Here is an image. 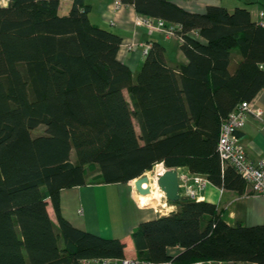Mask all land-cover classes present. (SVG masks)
Listing matches in <instances>:
<instances>
[{
    "label": "trees",
    "instance_id": "trees-1",
    "mask_svg": "<svg viewBox=\"0 0 264 264\" xmlns=\"http://www.w3.org/2000/svg\"><path fill=\"white\" fill-rule=\"evenodd\" d=\"M60 1L0 6V264L125 258L120 239L62 216V188L127 182L162 162L224 191L252 194L217 151L223 120L264 87V23L251 19L248 4L191 12L170 0H120L141 16L178 24L186 58L169 63L154 41L131 82L117 57L121 35L91 22L85 0H72L67 13ZM176 206L134 228L136 260L264 264V224H229L222 209L202 200ZM173 247L179 251L171 255Z\"/></svg>",
    "mask_w": 264,
    "mask_h": 264
},
{
    "label": "crops",
    "instance_id": "crops-1",
    "mask_svg": "<svg viewBox=\"0 0 264 264\" xmlns=\"http://www.w3.org/2000/svg\"><path fill=\"white\" fill-rule=\"evenodd\" d=\"M170 1L191 12H204L209 5H220L231 11L235 6L248 4L253 21L260 20L261 11L264 14L263 9L257 5L261 4V0ZM62 2L66 5L63 12H67L72 0H61L59 11ZM85 3L90 6L88 17L91 22L111 28L121 35L122 42L117 57L130 69L131 82L135 81L139 67L144 60V46L152 44L154 41L163 44L169 63L178 65L186 63V58L180 50L178 38L175 36L165 37L161 31L138 26L136 19L139 14L132 4L120 2L116 6L115 0H85ZM130 44L132 47L128 48L127 46ZM124 94L127 95L126 89ZM252 101L256 107L262 110V116L258 118L251 114L248 115L239 130V136L247 158L256 161L264 159V87ZM174 169L189 171L185 167ZM134 180L62 188L59 191L61 214L76 228L104 238L120 239L125 244V258H134L135 249L131 239L134 228L144 221L166 214L162 211L164 206L167 207V211L177 209L176 205L168 204L160 196L155 186L147 190L143 188L139 180L133 184ZM246 191L250 192L248 185H246ZM201 200L213 203L222 209V216L229 224L237 222L246 226L264 224V195H238L232 191H224L208 182L202 192ZM47 211L50 218L54 220V212L50 204ZM178 251L179 249L176 247L168 250L171 255ZM225 264L253 263L228 261Z\"/></svg>",
    "mask_w": 264,
    "mask_h": 264
},
{
    "label": "built area",
    "instance_id": "built-area-1",
    "mask_svg": "<svg viewBox=\"0 0 264 264\" xmlns=\"http://www.w3.org/2000/svg\"><path fill=\"white\" fill-rule=\"evenodd\" d=\"M9 0H0V3L7 4ZM120 0H115V5L120 4ZM263 12L261 11L258 20L259 24L264 23ZM138 26H145L152 30L163 32L165 37L175 36L179 41L181 37L176 36V30L180 29L178 24H167L164 20L152 17H145L139 15L136 19ZM190 34H196L195 31H190ZM151 44H146L143 49L145 54ZM131 48L132 45H128ZM262 110L256 107L252 100L240 102L223 120L217 142V151L222 164L232 165L237 173L243 178L246 184L250 187V191L255 195H264V159L250 160L247 158L244 147L240 141L239 130L248 115L261 118ZM165 168L162 162L154 165L155 179L157 178L158 168ZM179 181L180 192L190 196V199L199 201L202 199V192L204 191L208 181L199 174L191 173L185 169H175ZM166 209V207H163ZM166 213L169 211H165ZM164 212V213H165ZM154 264L152 262L138 261L135 258H123L116 260H106L102 264ZM226 262L220 260H197L191 264H225ZM162 264H178L173 261H166Z\"/></svg>",
    "mask_w": 264,
    "mask_h": 264
},
{
    "label": "water",
    "instance_id": "water-1",
    "mask_svg": "<svg viewBox=\"0 0 264 264\" xmlns=\"http://www.w3.org/2000/svg\"><path fill=\"white\" fill-rule=\"evenodd\" d=\"M155 182L160 196L170 205L190 199L189 195L180 192L177 172L174 168H164Z\"/></svg>",
    "mask_w": 264,
    "mask_h": 264
},
{
    "label": "rangeland",
    "instance_id": "rangeland-1",
    "mask_svg": "<svg viewBox=\"0 0 264 264\" xmlns=\"http://www.w3.org/2000/svg\"><path fill=\"white\" fill-rule=\"evenodd\" d=\"M1 5H3V3L1 2L0 3V6ZM258 5V7L260 8L261 7V9H263V11H264V0H261V4H257ZM66 5H65V3H61V8H60V13H67V12H63L64 10V7H65ZM40 133H42V128L40 127V128H37V129H35L34 131H33V134L34 135H37V134H40ZM89 170H95V168L94 167H90V169ZM158 172H159V170H158ZM154 173H155V169L154 168H152L151 170H149V171H147V172H145L144 174H142L140 177H138V178H136L134 181H132V183L133 184H136V182L140 179V178H142V182H147V181H151L153 184H154V186H155V188L156 189H158L157 188V185H156V182H155V176H154ZM167 210V207H166V209H164V208H162V211L163 212H165Z\"/></svg>",
    "mask_w": 264,
    "mask_h": 264
},
{
    "label": "bare ground",
    "instance_id": "bare-ground-1",
    "mask_svg": "<svg viewBox=\"0 0 264 264\" xmlns=\"http://www.w3.org/2000/svg\"><path fill=\"white\" fill-rule=\"evenodd\" d=\"M159 172L160 173L162 171V168H158ZM139 182L141 183V185L143 186L144 189H150L152 187H154V184L151 182V181H147V182H142V178L139 179ZM157 190V189H156Z\"/></svg>",
    "mask_w": 264,
    "mask_h": 264
}]
</instances>
